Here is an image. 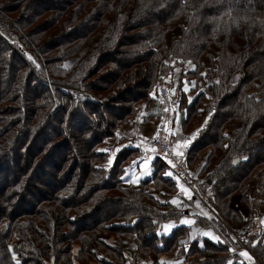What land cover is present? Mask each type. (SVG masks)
<instances>
[{
    "label": "trees",
    "instance_id": "16d2710c",
    "mask_svg": "<svg viewBox=\"0 0 264 264\" xmlns=\"http://www.w3.org/2000/svg\"><path fill=\"white\" fill-rule=\"evenodd\" d=\"M188 59L195 69L181 76L206 79L189 114L201 119L207 99L213 110L185 164L197 178L192 166L210 151L197 192L234 230L244 218L231 201L252 207L250 184L264 168V0H0V264H108L93 248L123 260L127 237L155 253L194 244L179 242L185 228L157 236L160 223L180 217L177 206L146 183L123 184L137 149L110 164L101 151ZM163 167L155 187L178 195ZM258 189L264 205V180ZM247 245L264 264V237ZM224 251L205 242L190 264H223Z\"/></svg>",
    "mask_w": 264,
    "mask_h": 264
},
{
    "label": "crops",
    "instance_id": "0c3cea01",
    "mask_svg": "<svg viewBox=\"0 0 264 264\" xmlns=\"http://www.w3.org/2000/svg\"><path fill=\"white\" fill-rule=\"evenodd\" d=\"M69 59H72L70 57ZM67 61V60H65ZM75 58L72 63H74ZM181 61V60H179ZM64 66V65H63ZM184 69V71L182 70ZM195 69V62L191 59L183 62L174 63L172 72L166 76L163 80L168 86L169 94L173 100L174 115L170 125V134L172 138V147L177 140L181 138H188L193 133H198L200 126L206 121L208 114L213 110V106L209 99L206 100V108L202 109V118L197 119V116L189 114L190 104L194 101L195 95L199 89H194L195 86L200 88L206 85V79L203 78L196 82L187 76H181V71L185 72L188 70ZM182 80V84L178 85L179 81ZM188 90L185 91L184 89ZM158 90V89H157ZM152 97L150 100H141L137 104L136 114L124 124L119 125L114 136L109 137L102 144L101 149H107L108 152V163L114 161L117 152H120L124 148L133 147L138 152L130 159V161L124 166V170L121 173V180L125 186L135 184L138 187L142 183H146V189L151 191L153 195L157 196L161 202H170L176 199L182 203L185 200L183 206L173 204L177 206L181 211L179 218L169 220V225H174L172 231L179 227L185 228V234L179 239V242L183 245L187 242L194 243L191 246H173L166 250H162L156 253L148 247H142L135 239L125 238L126 251L123 254V260H117L115 257L110 258L105 256L104 251L97 250L99 256H104L109 262L108 264H190L200 254L198 250L204 247V244L209 246H217L219 249H224V252H218L216 255L222 257L223 264L227 263L228 256L235 251V255L228 259V264H262L257 258H255L250 247L247 245L255 246L258 241L264 237V205L261 203L259 197V186L264 180V168L254 173V177L250 184L251 189V203L252 207L248 204H244L240 200V196H235L231 204H233L243 216V222L236 225L233 229L223 230L220 223L225 224V220L219 215V211L213 208V205L207 198H203L200 194L192 196L191 199H183L178 195H172L168 192H172L165 184H160L158 188L155 187L156 182L154 180V174L157 166L162 163L161 160L153 157L150 164L145 167L143 164L144 159L147 157L143 156L146 152L151 149V136L154 135L157 120L159 119L160 113V102L157 92L151 93ZM209 96V95H208ZM154 105V106H153ZM189 115V116H188ZM176 133V134H173ZM193 140L189 143L186 149H183L185 153L188 152ZM139 145V147H137ZM119 149V151H116ZM175 149V148H174ZM113 152L115 155L113 156ZM210 151H205L199 155L195 160L193 170L196 173L198 183L206 175V172L213 167L214 161L212 162L207 170L203 171L205 164L208 161ZM240 158L237 157L234 162L237 164ZM163 164V163H162ZM164 165V164H163ZM150 167L151 174L143 175V173ZM163 173L166 175L167 171L165 166L163 167ZM167 176V175H166ZM138 178V181H137ZM137 181V182H130ZM197 183V185H198ZM180 203V204H181ZM185 205H187L185 207ZM197 215L203 224H196ZM185 219L193 221V223L186 224L182 223ZM137 219L132 222L116 221L108 224V226H134ZM157 220L155 219V222ZM164 222L160 223L162 226ZM166 224V223H165ZM190 225V226H189ZM209 233L211 235H205ZM248 236L249 241L243 244L240 240L241 236ZM217 237L218 240L212 239L211 237ZM106 246L114 248L116 240L113 235H106L100 237ZM160 244V243H159ZM241 253H247V256L241 255ZM199 259H203L202 257ZM84 264H96L95 262L84 263Z\"/></svg>",
    "mask_w": 264,
    "mask_h": 264
},
{
    "label": "built area",
    "instance_id": "2783aa9c",
    "mask_svg": "<svg viewBox=\"0 0 264 264\" xmlns=\"http://www.w3.org/2000/svg\"><path fill=\"white\" fill-rule=\"evenodd\" d=\"M168 90L166 86L161 85L160 87V100H161V113L160 119L157 123L156 131L152 139V155L159 158L167 167L168 171H172L174 176L179 175V180L177 184L183 185L184 188L188 189L191 194L198 193L197 191V178L193 175L192 171L186 166L185 154L183 157H177L174 155V151L170 146V137H169V125L173 117V105L170 100L169 95L167 94ZM159 130V135L157 132ZM154 149V151H153ZM165 153H167V158L165 159ZM167 159H171L173 164L176 167L173 169L167 163ZM179 192L182 195H185L183 191L179 188ZM205 198V196H203ZM161 234H165L161 230ZM240 240L243 244L248 242L247 236H241Z\"/></svg>",
    "mask_w": 264,
    "mask_h": 264
},
{
    "label": "snow or ice",
    "instance_id": "6c2138e0",
    "mask_svg": "<svg viewBox=\"0 0 264 264\" xmlns=\"http://www.w3.org/2000/svg\"><path fill=\"white\" fill-rule=\"evenodd\" d=\"M184 90L187 91L188 89L185 88ZM173 134H176V133H173ZM158 135H159V130L157 132V136ZM195 138H196V133H193V135L191 137H188V138H183L182 137L181 140H177L176 143H175V145H174V148H175L174 155L177 156V157H183V155H184L183 149H186L189 146V143L192 140H194ZM137 147H139V145H137ZM101 151H107V149H102ZM116 151H119V149H117ZM153 151H154V149H153ZM114 155H115V153L113 152V156ZM164 158L165 159L167 158V153H165V157ZM152 159H153V157H147L146 159H144V161H143L144 166L147 167L150 164V162H151ZM110 163H111V161H110ZM167 163L173 169L176 167V165L173 164V162H172L171 159H167ZM150 174H151V169H150V167H148L147 170L143 173V175H150ZM166 175L169 176V177H173V179H176L177 181L179 180V175L174 176V174H173V172L171 170L168 171L166 173ZM137 181H138V178H137ZM137 181H130V182H137ZM178 187L181 189V191L184 192V194L187 196L188 199H191L192 198L191 193L189 192V190L186 189V188H184L183 185H179L178 184ZM171 203L179 205L181 202L178 201V200H176V199H173L171 201ZM186 206L187 205H185V207ZM182 223L190 224V223H193V221H190L188 219H185L184 221H182ZM172 227H174V225H168L167 226V229H170ZM205 235H211V234L205 233ZM211 238L218 240V238L217 237H214V236H212ZM241 255L247 256V253H241ZM17 264H19V261L17 262ZM241 264H243V262H241Z\"/></svg>",
    "mask_w": 264,
    "mask_h": 264
},
{
    "label": "rangeland",
    "instance_id": "374dc122",
    "mask_svg": "<svg viewBox=\"0 0 264 264\" xmlns=\"http://www.w3.org/2000/svg\"><path fill=\"white\" fill-rule=\"evenodd\" d=\"M43 8V5H39V7L38 8ZM172 38V37H171ZM74 58L75 57H72V59H69V58H67V61H65L64 63H63V65H64V67H69V66H71L73 63V60H74ZM76 59V58H75ZM168 87V86H167ZM154 106V105H153ZM49 131V130H48ZM48 131H46V133H45V135H47L49 132Z\"/></svg>",
    "mask_w": 264,
    "mask_h": 264
}]
</instances>
